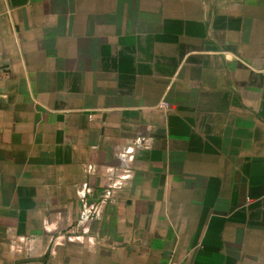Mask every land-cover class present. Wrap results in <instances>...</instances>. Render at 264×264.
I'll use <instances>...</instances> for the list:
<instances>
[{"label": "crops", "instance_id": "0c3cea01", "mask_svg": "<svg viewBox=\"0 0 264 264\" xmlns=\"http://www.w3.org/2000/svg\"><path fill=\"white\" fill-rule=\"evenodd\" d=\"M0 264H264V0H0Z\"/></svg>", "mask_w": 264, "mask_h": 264}]
</instances>
